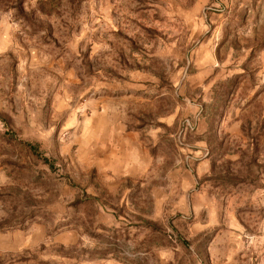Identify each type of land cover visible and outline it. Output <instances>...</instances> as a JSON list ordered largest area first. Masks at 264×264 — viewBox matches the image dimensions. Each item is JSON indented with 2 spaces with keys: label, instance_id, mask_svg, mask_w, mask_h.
<instances>
[{
  "label": "rangeland",
  "instance_id": "obj_1",
  "mask_svg": "<svg viewBox=\"0 0 264 264\" xmlns=\"http://www.w3.org/2000/svg\"><path fill=\"white\" fill-rule=\"evenodd\" d=\"M0 264H264V0H0Z\"/></svg>",
  "mask_w": 264,
  "mask_h": 264
},
{
  "label": "built area",
  "instance_id": "obj_2",
  "mask_svg": "<svg viewBox=\"0 0 264 264\" xmlns=\"http://www.w3.org/2000/svg\"><path fill=\"white\" fill-rule=\"evenodd\" d=\"M183 126H184V127H190V128H192V124H191V122H190L188 119H186V120L183 122Z\"/></svg>",
  "mask_w": 264,
  "mask_h": 264
},
{
  "label": "trees",
  "instance_id": "obj_3",
  "mask_svg": "<svg viewBox=\"0 0 264 264\" xmlns=\"http://www.w3.org/2000/svg\"><path fill=\"white\" fill-rule=\"evenodd\" d=\"M32 150H33L34 152H37V151H36V149H35V147H34V148H32Z\"/></svg>",
  "mask_w": 264,
  "mask_h": 264
}]
</instances>
